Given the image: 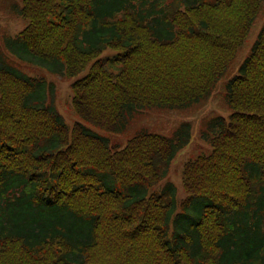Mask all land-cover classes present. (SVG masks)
<instances>
[{"label":"trees","instance_id":"16d2710c","mask_svg":"<svg viewBox=\"0 0 264 264\" xmlns=\"http://www.w3.org/2000/svg\"><path fill=\"white\" fill-rule=\"evenodd\" d=\"M263 3L23 0L28 24L0 54V264H264V27L228 74ZM91 63L73 83L83 121L69 127L55 85L24 65L72 78ZM224 79L232 114L201 128L210 151L185 163V198L170 182L152 189L190 123L125 146L87 125L125 134L147 110L202 104Z\"/></svg>","mask_w":264,"mask_h":264},{"label":"rangeland","instance_id":"374dc122","mask_svg":"<svg viewBox=\"0 0 264 264\" xmlns=\"http://www.w3.org/2000/svg\"><path fill=\"white\" fill-rule=\"evenodd\" d=\"M22 4L23 0H0V54H10L6 47V38L17 35L28 24V21L21 17L16 10V8L22 6ZM263 27L264 3L259 16L251 28L249 36L240 48L228 74H231L232 71L234 72L232 75L238 72L240 66L250 54ZM113 53L114 50L107 49L104 51L102 57ZM91 65L92 63L88 65L81 74L72 78L58 77L53 71L37 64L24 65V69L30 76L45 78L49 84L55 85V105L65 118L68 126L73 127L77 122L83 121V118L73 106V83L85 76ZM226 82L227 79L222 80L209 99L192 109L185 111L151 109L140 113L132 121L127 132L122 135L113 134L91 124H86L96 129L104 137L110 139L113 145L125 146L128 140L135 135L134 133L140 129H146L154 133L171 136L176 129L182 126V124L187 122L190 123L193 127L191 143L181 150L172 162L168 178L154 186L152 189V191L155 192L164 191L165 189H168L170 182L175 184L179 198L182 199L188 196L182 181L185 163L192 158H196L199 155L210 151V148L208 150L209 146L204 142L202 136H200V130L204 126L205 121L210 117L218 115L229 118L232 114V110L228 106L225 96L224 89ZM117 187L121 188L122 185H117Z\"/></svg>","mask_w":264,"mask_h":264}]
</instances>
